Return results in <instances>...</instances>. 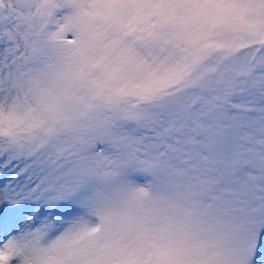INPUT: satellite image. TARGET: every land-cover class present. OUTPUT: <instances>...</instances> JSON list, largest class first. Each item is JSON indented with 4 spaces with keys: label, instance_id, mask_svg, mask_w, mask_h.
Here are the masks:
<instances>
[{
    "label": "snow or ice",
    "instance_id": "6c2138e0",
    "mask_svg": "<svg viewBox=\"0 0 264 264\" xmlns=\"http://www.w3.org/2000/svg\"><path fill=\"white\" fill-rule=\"evenodd\" d=\"M0 264H264V0H0Z\"/></svg>",
    "mask_w": 264,
    "mask_h": 264
}]
</instances>
